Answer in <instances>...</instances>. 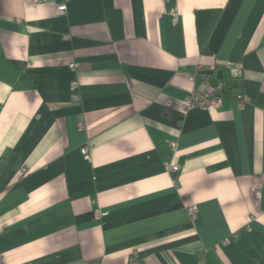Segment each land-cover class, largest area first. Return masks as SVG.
<instances>
[{"label": "crops", "instance_id": "0c3cea01", "mask_svg": "<svg viewBox=\"0 0 264 264\" xmlns=\"http://www.w3.org/2000/svg\"><path fill=\"white\" fill-rule=\"evenodd\" d=\"M0 264H264V0H0Z\"/></svg>", "mask_w": 264, "mask_h": 264}, {"label": "built area", "instance_id": "2783aa9c", "mask_svg": "<svg viewBox=\"0 0 264 264\" xmlns=\"http://www.w3.org/2000/svg\"><path fill=\"white\" fill-rule=\"evenodd\" d=\"M67 8L66 4L58 6V13H64ZM79 67V64L77 62H72L70 64V68L72 70H77ZM198 70H194L192 72L187 73V78L190 81H195L197 76ZM224 84L221 80H218L216 82H210L209 80H204L198 85H196L190 93L185 97L184 104H183V110L184 112L193 109V108H202L209 111L216 110L220 107L221 103L223 102V99L226 97L223 93ZM71 96L74 101L80 100V93H79V80L74 79L71 82ZM239 99L240 106H242L244 103L249 101L248 95L244 93H239L235 96ZM79 126H82V123H79ZM171 146L173 148L176 147V142L172 141ZM82 151L85 155V157L89 158V148L87 146L82 148ZM166 165L169 169L173 171L179 170V166L177 164H174L170 161L166 162ZM22 172H26V169L23 168ZM188 213L191 219H196L198 215V205L191 204L188 206ZM104 212H102L100 209L95 210V216L97 218H100Z\"/></svg>", "mask_w": 264, "mask_h": 264}, {"label": "trees", "instance_id": "16d2710c", "mask_svg": "<svg viewBox=\"0 0 264 264\" xmlns=\"http://www.w3.org/2000/svg\"><path fill=\"white\" fill-rule=\"evenodd\" d=\"M223 84H224V88H223V93L225 94V96H230L233 95V88L236 87V83L238 84L237 77H226L225 75L220 79ZM239 94V93H238Z\"/></svg>", "mask_w": 264, "mask_h": 264}, {"label": "water", "instance_id": "95a60500", "mask_svg": "<svg viewBox=\"0 0 264 264\" xmlns=\"http://www.w3.org/2000/svg\"><path fill=\"white\" fill-rule=\"evenodd\" d=\"M208 72H212V71H208ZM218 74H219V76L221 77L222 74H223L222 70H220V71L218 72Z\"/></svg>", "mask_w": 264, "mask_h": 264}]
</instances>
